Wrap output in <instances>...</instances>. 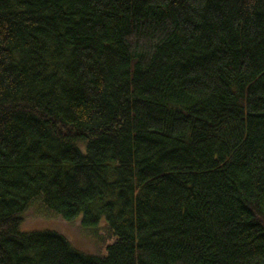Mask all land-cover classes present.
<instances>
[{
	"label": "trees",
	"instance_id": "obj_1",
	"mask_svg": "<svg viewBox=\"0 0 264 264\" xmlns=\"http://www.w3.org/2000/svg\"><path fill=\"white\" fill-rule=\"evenodd\" d=\"M0 264H264V0H0Z\"/></svg>",
	"mask_w": 264,
	"mask_h": 264
},
{
	"label": "rangeland",
	"instance_id": "obj_2",
	"mask_svg": "<svg viewBox=\"0 0 264 264\" xmlns=\"http://www.w3.org/2000/svg\"><path fill=\"white\" fill-rule=\"evenodd\" d=\"M55 229L57 231L63 232L64 235L67 236L72 245L78 248L79 251H87L91 254H95L97 251V243L96 240L92 238V236L88 233V228L85 227H77V226H69L59 224L54 221H49L43 219L41 217L40 210H31L29 214L26 215V219L21 227L22 231H36L40 229Z\"/></svg>",
	"mask_w": 264,
	"mask_h": 264
}]
</instances>
